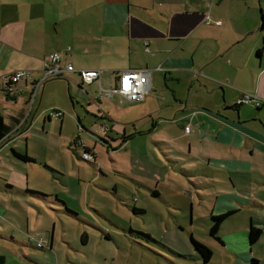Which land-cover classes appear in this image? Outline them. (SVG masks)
<instances>
[{"label": "rangeland", "instance_id": "1", "mask_svg": "<svg viewBox=\"0 0 264 264\" xmlns=\"http://www.w3.org/2000/svg\"><path fill=\"white\" fill-rule=\"evenodd\" d=\"M77 83L46 82L47 90L38 106L34 105L28 127L13 138L14 143L8 142L11 147H20V153L25 152L35 163L9 160V147L0 154V177L20 190L13 192L6 184L0 185V255L5 264H201L197 257L173 255H189L190 237L211 252L207 264H246L249 258L264 264V198L253 193L264 190L260 155L254 162L263 175L253 174V178L263 184L245 183L251 191L241 195L263 208L242 209L223 221L219 230L222 246L208 234L209 215L204 208L211 207V198L206 195L213 186H205L208 179L184 177L177 170L182 165L199 169L208 164L204 157L217 154L204 134L209 131L214 136L215 127L201 123L185 135L175 119L146 115L155 107L152 100L136 103L114 96L111 101L104 97L93 101L97 87H82L84 95ZM102 85L111 89L114 83L104 77ZM95 102L100 103L96 110L105 112V117H93L96 110L86 111V104L93 108ZM51 110L63 116L47 121ZM135 113L138 117H132ZM11 114L0 108L5 124ZM132 126L145 132L122 147L119 139L126 137V132L130 134ZM107 136L117 140L107 141ZM73 138L77 143L74 147ZM187 145L193 157L180 153L187 152ZM83 148L94 154L95 167L82 159ZM168 152L171 154L166 157ZM24 191L54 195L58 201L51 196L39 199ZM250 217L259 221L255 226L261 234L255 245H249L248 253L238 254ZM84 235L82 244L79 240ZM38 238L45 241L42 249L35 247Z\"/></svg>", "mask_w": 264, "mask_h": 264}, {"label": "crops", "instance_id": "2", "mask_svg": "<svg viewBox=\"0 0 264 264\" xmlns=\"http://www.w3.org/2000/svg\"><path fill=\"white\" fill-rule=\"evenodd\" d=\"M205 15L208 24L204 23ZM51 53H59L61 62L74 70H101L102 88L104 77L114 83L118 71L149 70V91L141 102H136L154 101L155 107L145 112L148 117H170L182 130L188 125L185 135L201 123L215 127L214 136L209 131L204 133L213 152H217L204 157L208 164L199 169L186 165L177 169L184 177L205 178V186H213L214 190L206 195L211 198V207H204L208 215L233 210L228 219L242 209L263 208L249 203L241 193L251 191L245 183L263 184L253 174L263 175L262 168L255 166V157L260 155L264 165V0H0V77L15 70L30 71L28 77L12 84L11 92L0 86V108L12 113L6 116V125H12L16 119L12 117H21L43 60ZM158 67L160 70H155ZM57 80L78 82L76 87L84 95L85 86L98 85L95 81L83 84L71 72ZM5 83L10 84L7 80ZM46 90L45 82L38 90L36 107ZM241 92L255 94L259 107H236L234 103ZM95 103L93 108L87 103L86 111L96 110L100 103ZM104 113L96 110L93 117H105ZM132 117H138V113ZM143 132L132 126L130 134L123 136L125 143ZM16 136L0 144V154L9 147V160L13 158L11 149L22 151L10 146ZM108 138L117 140L114 136ZM158 142L170 146L168 142ZM186 151L180 153L193 157L189 145ZM215 177L219 181L213 180ZM1 183L9 186L0 177ZM9 187L10 191L20 192ZM253 193L264 198V190ZM192 211L191 206V219ZM255 224L260 223L250 217L248 225L258 228ZM242 235L238 254L249 252L247 232ZM220 245L224 246L221 240ZM189 250L185 257L196 258L191 246ZM173 255L185 259L183 255Z\"/></svg>", "mask_w": 264, "mask_h": 264}, {"label": "built area", "instance_id": "3", "mask_svg": "<svg viewBox=\"0 0 264 264\" xmlns=\"http://www.w3.org/2000/svg\"><path fill=\"white\" fill-rule=\"evenodd\" d=\"M209 19L208 16L205 15L204 23L208 24ZM214 25H219V22H214ZM146 45V43H145ZM68 50V48H66ZM155 70H160V68H156ZM75 73L80 78L81 83L89 84L92 81L97 82V93L95 100H99L102 97L111 101L114 96H118L119 98L129 101V102H141L147 92L149 91V75L150 71L147 69H133V70H123L118 71L116 79L114 81V85L111 89H104L99 85V79L102 75L101 70H74L70 64L62 63L61 56L59 53H51L46 56L42 63V68L40 70V76L38 80H36L28 93L27 100L24 104V110L21 117H18L17 124L14 129H20L26 126L29 123L30 114L33 110V107L36 102L37 93L39 88L47 81L53 79H60L66 73ZM30 75V71L28 70H15L11 73H8L5 76L0 77L1 87L6 92H11L12 84L17 83L21 79H24ZM10 84H6L5 81ZM235 105H251L253 107H259V98L255 94H248L241 92L239 93V97L235 101ZM63 114L60 111L51 110L47 114V119L51 117L59 118L62 117ZM103 131V130H102ZM183 132H189V126L185 125L183 127ZM83 160H88L89 155L82 154ZM45 244V241L42 238H38L35 242V247H42Z\"/></svg>", "mask_w": 264, "mask_h": 264}, {"label": "trees", "instance_id": "4", "mask_svg": "<svg viewBox=\"0 0 264 264\" xmlns=\"http://www.w3.org/2000/svg\"><path fill=\"white\" fill-rule=\"evenodd\" d=\"M53 80H57V79H53ZM234 105H235V103H234ZM235 106L237 107V106H241V105H235ZM253 108L256 109L258 107H253ZM17 122H18V120L17 119H14L12 125L11 126H8V125L5 124L3 118L0 116V144L4 140H6L8 138H11L13 136H16L17 134H19L21 132V130L23 129V127L20 128V129H14L15 125L17 124ZM104 132H105V130H103V133ZM124 139H125L124 137H121L119 139V141L121 142V145H123L125 143V140ZM106 140L107 141H110V142H114V140L109 139L108 137H106ZM102 142L105 143L104 141H102ZM156 143H161V142H156ZM71 144H72V146H74L77 143L75 142V140H73ZM162 144H166V143H162ZM10 154H11V156L13 158H15L16 160H18L20 162H23V163H35V160L33 158L27 156L25 152L18 153V152H15L14 150L11 149L10 150ZM82 154L89 155V159L88 160H84V161L87 162V163H89L92 167H95L94 154L90 150H88L86 148H83V153ZM162 155L164 156L166 154L165 153H162ZM170 163H173V161L170 162ZM49 171L52 174L55 173L52 170H49ZM182 174H184V173H182ZM196 174H198V173H196ZM5 186L10 191L11 188L8 185H5ZM24 192L26 194L39 197V199H45V198L50 197V196L55 199V197H56L54 195H43V194H40V193H37V192H32V191H24ZM55 201H58V200L55 199ZM133 211L135 213H141V214L143 213V211H141V210H134L133 209ZM65 212L66 213H69L72 216H75V214L73 212L68 211L66 209H65ZM232 213H233V210H227V211L222 212V213L217 214V215H212V214L209 215L208 234L213 239H215L218 243H220V240H219V237H218L219 227L222 224V222L228 216H230ZM259 235H260V230L258 228L253 227L252 225H250L249 226V229L247 231V241H248V244L249 245L255 244L257 242V240H258ZM79 241L82 244H85L86 236L85 235L84 236H81ZM188 241H189V244H190L193 252L195 253L196 257L200 260L201 264H207V262L209 261V259L211 257V252L209 251V249L206 248L200 242L194 240L192 237H190ZM49 246H50V241H49V244L46 243V246L45 247L46 248L47 247L49 248ZM37 248L38 249H42L43 247H40V248L37 247ZM185 258H187V257H185ZM0 264H5V257L4 256H1V255H0ZM248 264H258V261L256 259H254V258H250L248 260Z\"/></svg>", "mask_w": 264, "mask_h": 264}, {"label": "water", "instance_id": "5", "mask_svg": "<svg viewBox=\"0 0 264 264\" xmlns=\"http://www.w3.org/2000/svg\"><path fill=\"white\" fill-rule=\"evenodd\" d=\"M23 110H24V108H23ZM23 113V112H22ZM31 120H32V117H30V119H29V123L31 122Z\"/></svg>", "mask_w": 264, "mask_h": 264}]
</instances>
